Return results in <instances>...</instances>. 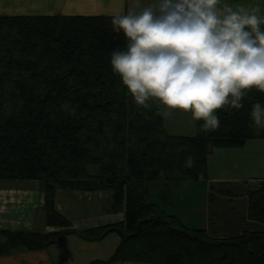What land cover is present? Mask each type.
I'll return each mask as SVG.
<instances>
[{"label": "trees", "instance_id": "1", "mask_svg": "<svg viewBox=\"0 0 264 264\" xmlns=\"http://www.w3.org/2000/svg\"><path fill=\"white\" fill-rule=\"evenodd\" d=\"M124 39L107 14L0 13V181H39L45 225L60 227L0 228L5 236L0 255L21 247L44 249L69 233L99 240L116 232L121 238L116 251L87 264H264V178L247 194V217L262 228L233 235L185 225L148 192L161 176L179 184L206 174L215 147L264 138V128L250 115L255 101L264 102V90H247L241 108L217 109L219 128L204 129L200 118L195 135L171 134L160 99L136 103L112 70L109 53ZM64 189L110 190L125 205V216L72 228L57 207V193Z\"/></svg>", "mask_w": 264, "mask_h": 264}, {"label": "clouds", "instance_id": "2", "mask_svg": "<svg viewBox=\"0 0 264 264\" xmlns=\"http://www.w3.org/2000/svg\"><path fill=\"white\" fill-rule=\"evenodd\" d=\"M134 3L110 15L113 31L125 39L109 60L136 103L147 106L159 98L203 118L204 129H216L217 109L241 108L247 90H264V15L257 9L224 0ZM250 115L264 128V102L255 101Z\"/></svg>", "mask_w": 264, "mask_h": 264}, {"label": "rangeland", "instance_id": "3", "mask_svg": "<svg viewBox=\"0 0 264 264\" xmlns=\"http://www.w3.org/2000/svg\"><path fill=\"white\" fill-rule=\"evenodd\" d=\"M249 1L225 0L224 2L233 7H244L249 10L257 9L259 14H264V2L262 0ZM70 10H76V8ZM161 110L164 115L165 128L169 133L195 135L198 132L197 118L192 116L190 110L171 108L163 102L161 103ZM90 168L93 170L94 166ZM263 178L264 138H252L248 139L242 146L215 147L208 155L206 174H201L196 179H184L179 184L161 176L149 183L148 192L154 202L158 203L168 213L176 214L185 225L191 228H207L211 234L233 235L243 229L262 228V224L251 221L247 217V194L248 190L257 189ZM64 190L74 194V197H79V205L85 209L95 214L101 212V216L96 217L98 220H109L108 223H114L123 220L125 216V205L117 204L110 190ZM221 190L225 192L233 191L235 194L221 193ZM112 203H115L117 207H114ZM114 208L122 210L120 212H123V214L121 215L119 212V220L110 222L113 218L110 211ZM252 222L254 225H252ZM43 223L45 224V216ZM72 228L77 229L75 225H72ZM42 229L46 230L45 225ZM111 233L114 234L113 236H118V240H121L118 233ZM105 237L99 240H90L93 248L83 250L84 256L81 257L82 261L78 264H87L99 258L108 259L116 251L120 241L112 251L105 252L99 246V242H101L103 247ZM20 249L25 250L26 248L21 247ZM86 251L95 252V257L92 256L93 258L89 259L91 256H88ZM121 262L116 261L111 264H120ZM122 263L148 264L133 261Z\"/></svg>", "mask_w": 264, "mask_h": 264}, {"label": "crops", "instance_id": "4", "mask_svg": "<svg viewBox=\"0 0 264 264\" xmlns=\"http://www.w3.org/2000/svg\"><path fill=\"white\" fill-rule=\"evenodd\" d=\"M253 1L258 0H250L249 2ZM262 1L264 2V0ZM144 2L148 3L150 0H144ZM131 7H137L134 0H0V13L2 14L63 12L111 15L114 10H120L121 8L127 10ZM73 8H76V10L71 11L70 9ZM35 181L37 180L0 181V228L9 230L43 228L45 225L43 223L45 194L41 183ZM79 200V197H74V194L69 191L59 190L57 193V207L72 220L73 226L75 225L77 229H84L108 223L109 220L96 219V217L101 216V212L96 213V215L80 206ZM112 205L117 207L115 203H112ZM76 206L77 208H75ZM120 211L122 210H116L115 208L110 211L113 217L110 222L119 220ZM45 227L49 231L58 229V227L50 225H45ZM113 235L110 233L105 237L103 247L101 242L98 241L99 246L105 252L112 251L120 241L117 238L118 236ZM4 240L5 236L0 233V242ZM89 248H93L92 241L85 240L77 233L68 234L59 242L44 249H12L11 252L0 255V264H78L82 261L81 257L84 256L83 250ZM86 253L91 256L89 259L95 257L93 251H86Z\"/></svg>", "mask_w": 264, "mask_h": 264}]
</instances>
